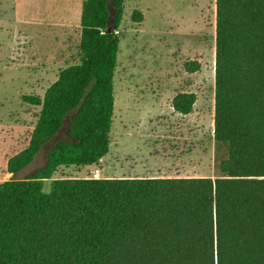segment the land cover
Returning <instances> with one entry per match:
<instances>
[{"label":"trees","instance_id":"16d2710c","mask_svg":"<svg viewBox=\"0 0 264 264\" xmlns=\"http://www.w3.org/2000/svg\"><path fill=\"white\" fill-rule=\"evenodd\" d=\"M123 10L83 0L78 60L23 97L40 109L7 171L48 146L28 177L0 183V264H264V0H215V177H62L43 190L59 167L109 151ZM196 99L178 92L171 107L188 115Z\"/></svg>","mask_w":264,"mask_h":264},{"label":"rangeland","instance_id":"374dc122","mask_svg":"<svg viewBox=\"0 0 264 264\" xmlns=\"http://www.w3.org/2000/svg\"><path fill=\"white\" fill-rule=\"evenodd\" d=\"M82 0H0V183L26 178L44 163L47 146L15 175L7 160L28 143L42 97L60 68L78 60ZM133 9L143 20L131 19ZM108 153L95 165L61 166L44 179L215 177V0H124ZM199 69L189 73L185 61ZM194 92L191 113L172 97ZM65 127L58 137H65Z\"/></svg>","mask_w":264,"mask_h":264},{"label":"crops","instance_id":"0c3cea01","mask_svg":"<svg viewBox=\"0 0 264 264\" xmlns=\"http://www.w3.org/2000/svg\"><path fill=\"white\" fill-rule=\"evenodd\" d=\"M83 1V0H82Z\"/></svg>","mask_w":264,"mask_h":264}]
</instances>
